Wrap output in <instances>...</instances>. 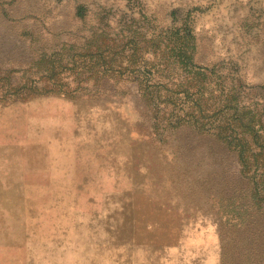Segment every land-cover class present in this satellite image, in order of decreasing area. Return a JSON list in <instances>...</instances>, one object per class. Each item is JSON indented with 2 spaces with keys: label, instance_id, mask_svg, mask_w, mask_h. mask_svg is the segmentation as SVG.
I'll return each mask as SVG.
<instances>
[{
  "label": "rangeland",
  "instance_id": "rangeland-1",
  "mask_svg": "<svg viewBox=\"0 0 264 264\" xmlns=\"http://www.w3.org/2000/svg\"><path fill=\"white\" fill-rule=\"evenodd\" d=\"M174 9L190 12L202 62L264 85V0H0L16 18L0 13V69L104 14L171 24ZM106 89L0 99V264H221L216 198L192 186L202 141L155 133L136 84Z\"/></svg>",
  "mask_w": 264,
  "mask_h": 264
},
{
  "label": "trees",
  "instance_id": "trees-1",
  "mask_svg": "<svg viewBox=\"0 0 264 264\" xmlns=\"http://www.w3.org/2000/svg\"><path fill=\"white\" fill-rule=\"evenodd\" d=\"M76 9L82 20L86 5ZM171 17V24L155 16L141 24L104 14L87 32L67 28L64 40L53 33L30 62L0 69V99L95 98L107 87L136 84L155 133L188 128L202 141L196 148L206 174L195 179L198 190L192 186L216 198L221 264H264V85L248 83L238 68L202 62L190 12L174 9ZM22 34L40 39L38 28L23 26Z\"/></svg>",
  "mask_w": 264,
  "mask_h": 264
},
{
  "label": "bare ground",
  "instance_id": "bare-ground-1",
  "mask_svg": "<svg viewBox=\"0 0 264 264\" xmlns=\"http://www.w3.org/2000/svg\"><path fill=\"white\" fill-rule=\"evenodd\" d=\"M62 101V100H61Z\"/></svg>",
  "mask_w": 264,
  "mask_h": 264
}]
</instances>
